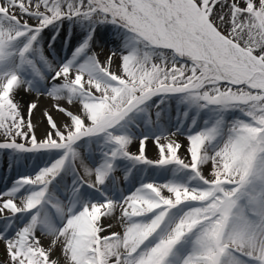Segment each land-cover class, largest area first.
<instances>
[{"label": "snow or ice", "instance_id": "6c2138e0", "mask_svg": "<svg viewBox=\"0 0 264 264\" xmlns=\"http://www.w3.org/2000/svg\"><path fill=\"white\" fill-rule=\"evenodd\" d=\"M0 264H264V0H0Z\"/></svg>", "mask_w": 264, "mask_h": 264}]
</instances>
